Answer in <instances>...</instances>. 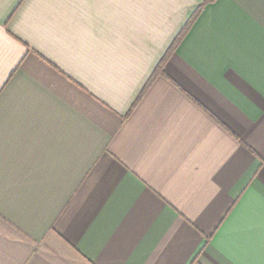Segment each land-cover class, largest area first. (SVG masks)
Listing matches in <instances>:
<instances>
[{"label":"crops","instance_id":"crops-1","mask_svg":"<svg viewBox=\"0 0 264 264\" xmlns=\"http://www.w3.org/2000/svg\"><path fill=\"white\" fill-rule=\"evenodd\" d=\"M0 264H264V0H0Z\"/></svg>","mask_w":264,"mask_h":264},{"label":"trees","instance_id":"trees-1","mask_svg":"<svg viewBox=\"0 0 264 264\" xmlns=\"http://www.w3.org/2000/svg\"><path fill=\"white\" fill-rule=\"evenodd\" d=\"M206 1H212V0H204V2H206ZM187 27H188V25H187L186 27H184V29L181 31L180 35L177 37L176 40H174V42H173L172 45L170 46V48H169V50H168L167 53H170V52L174 49L176 43L179 41V39H180V37L182 36V34L187 30ZM167 53L165 54V56L163 57V59H162V61L159 63V65L156 66L157 68L155 69V72L153 73V76L151 77L150 80H148L149 83H150V81L156 76V74L158 73V71H159V69H160V66L166 61V59H167V57H168V54H167ZM147 86H148V83H147L146 87H147Z\"/></svg>","mask_w":264,"mask_h":264}]
</instances>
